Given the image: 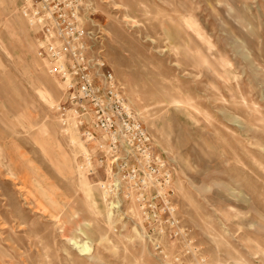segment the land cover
Returning <instances> with one entry per match:
<instances>
[{
	"label": "rangeland",
	"instance_id": "374dc122",
	"mask_svg": "<svg viewBox=\"0 0 264 264\" xmlns=\"http://www.w3.org/2000/svg\"><path fill=\"white\" fill-rule=\"evenodd\" d=\"M88 3L85 25L174 168L182 236L107 198L92 147L53 112L62 85L38 31L0 0V264H264V0Z\"/></svg>",
	"mask_w": 264,
	"mask_h": 264
},
{
	"label": "built area",
	"instance_id": "2783aa9c",
	"mask_svg": "<svg viewBox=\"0 0 264 264\" xmlns=\"http://www.w3.org/2000/svg\"><path fill=\"white\" fill-rule=\"evenodd\" d=\"M89 12L88 0H20V14L38 31L37 56L62 85L53 112L63 132L75 129L92 147L85 162L102 169L107 198L125 197L136 204L148 229L156 226L161 237L179 239L174 168L125 97L100 35L85 25ZM153 245L168 258L159 241Z\"/></svg>",
	"mask_w": 264,
	"mask_h": 264
},
{
	"label": "bare ground",
	"instance_id": "6f19581e",
	"mask_svg": "<svg viewBox=\"0 0 264 264\" xmlns=\"http://www.w3.org/2000/svg\"><path fill=\"white\" fill-rule=\"evenodd\" d=\"M44 94H46V93H44ZM38 138H41L42 141L44 140V142H46V144L48 145L47 142L49 141L51 136L48 135V133L45 130H43V132L37 136V139ZM87 251L88 250L86 248L81 249V252H87Z\"/></svg>",
	"mask_w": 264,
	"mask_h": 264
},
{
	"label": "crops",
	"instance_id": "0c3cea01",
	"mask_svg": "<svg viewBox=\"0 0 264 264\" xmlns=\"http://www.w3.org/2000/svg\"><path fill=\"white\" fill-rule=\"evenodd\" d=\"M14 24H16V26H17V23H14ZM12 25H13V24H12ZM14 26H15V25H14ZM19 34L22 35V36L24 35L25 37L27 36V35H26V32H24V31H23V32L21 31V33H19ZM23 48H24V47H23ZM34 70H35V69H34ZM37 72H38V71H36V73H37ZM36 73H35V74H36ZM39 74H40V73H39ZM36 76H39V75L36 74ZM37 79H39V77H37ZM37 79H35V82L38 84ZM41 88H42V87H41ZM35 138H36V137H34L33 139H35Z\"/></svg>",
	"mask_w": 264,
	"mask_h": 264
}]
</instances>
